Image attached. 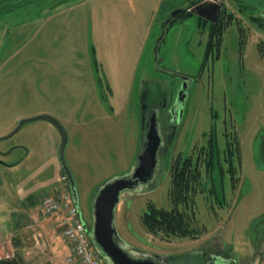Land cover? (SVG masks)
Returning <instances> with one entry per match:
<instances>
[{
  "label": "rangeland",
  "instance_id": "1",
  "mask_svg": "<svg viewBox=\"0 0 264 264\" xmlns=\"http://www.w3.org/2000/svg\"><path fill=\"white\" fill-rule=\"evenodd\" d=\"M196 1L0 2V137L21 119L40 114L62 122L69 135L66 161L91 231L100 185L129 173L142 149L141 79L149 76L177 86L182 77L191 76L181 131L162 179L151 190L121 193L117 234L127 247L170 257V264H181V256L209 247L235 264H264V27L251 17L264 23V0H219L220 11L224 8L235 18L226 28L219 56L216 49L208 58L209 23L215 22L196 14L168 20L175 8ZM213 127L221 150L229 135L240 142L236 188L228 175L218 200L207 193L197 196L196 222L205 227L199 238L148 232L141 220L148 206L172 208V161L195 155ZM60 142L49 122L34 121L0 143L2 151L23 145L30 152L19 164H0V258L13 254L18 242L39 240L45 249L48 242H65L61 216L40 212L44 193L70 191L57 156ZM21 154L17 149L4 161L13 163ZM103 264L108 262L103 259Z\"/></svg>",
  "mask_w": 264,
  "mask_h": 264
},
{
  "label": "trees",
  "instance_id": "2",
  "mask_svg": "<svg viewBox=\"0 0 264 264\" xmlns=\"http://www.w3.org/2000/svg\"><path fill=\"white\" fill-rule=\"evenodd\" d=\"M187 9L184 8L177 16L169 18V23L176 18L191 17L192 13ZM10 11L12 10H7L6 13ZM251 17L258 26L264 27V23H260V17ZM234 18L232 13L223 8L218 21L209 23L206 58L210 57V54L216 49L218 50L217 57L219 56L224 33ZM202 21L200 19L199 23ZM241 165V147L237 137L230 138L229 135L225 148L221 150L216 129L213 127L208 135L207 144L200 147L195 155L187 157L178 155L176 157L171 168L172 188L169 193L172 208H158L154 204H150L141 217L145 229L154 235L165 238H199L205 227L198 226L196 222L197 196L207 193L218 200L220 193L224 191L228 175H230L232 183L235 181L234 188H236V181H239L237 173ZM204 173L208 177L207 180H204ZM219 203L221 202H217V204ZM0 264H25V262L19 254H16V256L0 258Z\"/></svg>",
  "mask_w": 264,
  "mask_h": 264
},
{
  "label": "water",
  "instance_id": "3",
  "mask_svg": "<svg viewBox=\"0 0 264 264\" xmlns=\"http://www.w3.org/2000/svg\"><path fill=\"white\" fill-rule=\"evenodd\" d=\"M3 1L6 0H0V2ZM181 12L182 9H176L172 12L171 17L173 18ZM192 12L210 22H216L220 14V4L217 0L202 2L194 6ZM262 16H264V13H262ZM182 93L183 95L180 99L184 101L185 86ZM34 121H47L59 132L61 142L57 155L69 183L74 203L79 206L76 182L65 157L69 135L59 119L51 114H40L21 119L18 122V126L10 134L0 137V142L14 136L26 123ZM161 142L162 139L157 129V123L155 117H153L144 147L137 156L136 165L129 173L105 181L100 185L94 198L92 206L94 223L90 236L108 264H170L168 257L148 254L136 248L127 247V244L119 238L115 227V210L120 202L121 193L124 191H140L143 185L153 180L158 165V150ZM11 151L12 149L4 155H8ZM0 164L6 165L7 163L0 160Z\"/></svg>",
  "mask_w": 264,
  "mask_h": 264
},
{
  "label": "flooded vegetation",
  "instance_id": "4",
  "mask_svg": "<svg viewBox=\"0 0 264 264\" xmlns=\"http://www.w3.org/2000/svg\"><path fill=\"white\" fill-rule=\"evenodd\" d=\"M199 3H192L190 6L187 7L188 8L187 10L192 14H194L192 12V8ZM183 9L184 8H182V10ZM174 10H176V8ZM192 82H193V77L184 76L181 78V81L178 83V85L175 86L173 83L165 82L162 79L146 76L143 77L139 83V88L137 90V96H138L137 101L139 102L141 108V129L139 131V135L141 138L142 149L146 142V135L149 131L153 117H155L157 123V129L162 139L161 146L158 150V165L155 171V176L152 181H150L146 185H143L141 190L142 189L151 190L154 187H157L156 185L157 184L159 185L157 179L159 178L160 181L162 179L164 169L166 166V158L170 152L172 145L174 144L175 140L177 139L181 131L182 120L186 112L185 105L187 102V98H189V91ZM184 86L186 87V93H185L184 101H182L180 98L183 95L182 92ZM11 149L12 151L8 155H4ZM17 149L21 150L22 154L19 157H17L13 161V163H7L6 165L12 166L25 161L30 155V152L23 145H11L7 149V151H2V149L0 148L1 150L0 160L4 161V158H7L10 155H12V153ZM174 160L172 161L169 167L170 171ZM63 179L67 181L65 175H63ZM44 194H48V193H44ZM179 259L181 261L180 262L181 264H231V263L235 264L236 263L233 259L227 257L224 253H219L216 250H212L211 247L207 249L199 248L191 254H188L184 257L181 256ZM171 260L172 258L169 257L170 263Z\"/></svg>",
  "mask_w": 264,
  "mask_h": 264
},
{
  "label": "built area",
  "instance_id": "5",
  "mask_svg": "<svg viewBox=\"0 0 264 264\" xmlns=\"http://www.w3.org/2000/svg\"><path fill=\"white\" fill-rule=\"evenodd\" d=\"M40 203V210L44 215H61L60 226L64 227L63 236L73 247V253L59 264H103L102 257L90 238L88 227L70 192L58 190L55 194H44Z\"/></svg>",
  "mask_w": 264,
  "mask_h": 264
},
{
  "label": "crops",
  "instance_id": "6",
  "mask_svg": "<svg viewBox=\"0 0 264 264\" xmlns=\"http://www.w3.org/2000/svg\"><path fill=\"white\" fill-rule=\"evenodd\" d=\"M24 242L14 244L13 249L15 252L13 251V254H19L25 264H44L46 262L50 264L61 263L73 252L72 245L67 240L55 244V246L53 243L48 242L49 247L47 249H45L44 242H40L39 240H37L36 243L32 241L31 244H26ZM34 245L36 247L39 246L40 249L36 248ZM7 254H12V252H8Z\"/></svg>",
  "mask_w": 264,
  "mask_h": 264
}]
</instances>
